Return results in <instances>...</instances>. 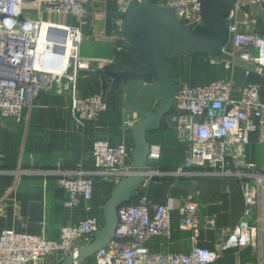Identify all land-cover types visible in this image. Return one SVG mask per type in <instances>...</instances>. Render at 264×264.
I'll list each match as a JSON object with an SVG mask.
<instances>
[{
	"label": "built area",
	"instance_id": "2783aa9c",
	"mask_svg": "<svg viewBox=\"0 0 264 264\" xmlns=\"http://www.w3.org/2000/svg\"><path fill=\"white\" fill-rule=\"evenodd\" d=\"M122 15L116 24L122 30L123 16L132 1L120 0ZM172 10L178 23L187 30L205 24L201 0H157ZM90 0H0V122L9 119L28 122L25 109L31 107L40 93L67 94L70 115L77 130L108 109V93L101 91L82 97L78 84L82 73L90 71L93 59L82 57L80 29L70 24L47 21L45 15H70L82 18ZM264 11V0H249ZM242 0L227 15L228 37L222 53L229 59L208 56L211 65L223 63L232 75L235 66L246 73L264 72V34L242 31L239 20ZM82 22V21H81ZM230 43V50L226 45ZM204 84L179 86L172 92L170 125L175 139L184 145V159L174 170L162 171L149 164L138 171L130 162L133 146L125 141L110 143L94 139L91 155L93 170L63 168L0 170V175H55L65 192L66 209L81 204L89 207L94 176L113 184L124 177L142 175L140 193L117 208L118 225L114 237L91 257L90 264H211L230 249L250 248L253 259L245 264H264V163L248 157L250 134L264 129V100L259 83L236 88L232 76ZM233 176L239 181L244 208L238 222L221 229L224 239L215 247L193 246L186 252H153L149 242L157 236L170 237L171 213L179 216L178 228L191 231V239L203 226H213V218L203 216L193 194L178 206L171 199L158 204L151 212L145 194L153 177L185 178L194 184L199 177ZM101 227L99 218L90 215L62 226L59 238L30 234L13 228L0 231V264H31L53 257L57 264L66 258L82 264L79 251Z\"/></svg>",
	"mask_w": 264,
	"mask_h": 264
},
{
	"label": "crops",
	"instance_id": "0c3cea01",
	"mask_svg": "<svg viewBox=\"0 0 264 264\" xmlns=\"http://www.w3.org/2000/svg\"><path fill=\"white\" fill-rule=\"evenodd\" d=\"M246 13L251 22L241 23V30L264 34V11L261 7L249 3V0H242L238 17L240 21L245 19ZM121 15L120 0H90L82 18L70 15L43 16L47 21L70 24L80 29L82 39L79 53L94 61L92 69L80 77L79 95L85 97L101 91L110 93L108 109L83 129L77 130L70 115L69 96L40 93L32 106L25 109L29 115L28 122L16 123L9 119L0 122V170L15 167L54 169L58 164L70 169H76L80 164L83 169L93 170L91 147L94 139L102 137L110 143L125 141L134 145L130 127L152 111L161 91L156 82L134 80L114 86L107 77L96 74V71L113 61L118 72L146 71L144 64L137 61L133 51L128 49L129 42L116 24ZM226 47L230 50V43ZM203 56L204 63L194 69L197 75L193 74L191 81L187 82L182 79L183 67H175L174 61H168L170 79L178 83L172 92L179 86L204 84L231 75L222 62L211 65L208 56ZM231 76L236 88L259 83L264 100L263 71L247 74L244 67L235 66ZM168 117L163 118L160 129L147 135L152 147L148 165L162 171L174 170L184 159V145L175 139L171 125H165ZM167 120L170 122V118ZM248 157L259 165L264 163V129L250 134ZM93 180L89 207L81 204L66 209L63 205L65 192L59 186L57 176L35 174L14 178L0 175V231L13 228L57 240L62 226L76 223L83 217L95 215L102 226L101 206L109 197L114 184L99 176H94ZM145 194L151 212L167 199L178 206L187 195L193 194L201 214L213 218V226L201 227L197 238L192 240L191 231L179 230V216L174 210L171 213L170 237H154L148 244L153 252H186L193 244L215 248L224 239L221 229L233 227L244 208L239 181L233 176H202L194 184L185 178L173 180L169 176H156L147 184ZM82 243L85 245V242ZM89 258L91 263L92 259ZM252 259L250 248L230 249L211 264H245ZM31 264L57 262L49 256Z\"/></svg>",
	"mask_w": 264,
	"mask_h": 264
},
{
	"label": "water",
	"instance_id": "95a60500",
	"mask_svg": "<svg viewBox=\"0 0 264 264\" xmlns=\"http://www.w3.org/2000/svg\"><path fill=\"white\" fill-rule=\"evenodd\" d=\"M238 0H201V15L205 24L193 30L182 27L172 10L161 6L157 0L148 3L132 1L123 16L122 34L129 42L128 49L133 51L137 61L144 64L146 71H116L113 61L96 71L114 86L134 80L156 82L160 87V97L154 109L138 123L130 127L133 138L131 163L142 172L148 167L152 151L147 135L161 128L162 120L172 108L173 95L168 58L176 55L218 56L229 59L221 48L228 37L229 21L227 15ZM110 94V93H109ZM108 94V95H109ZM142 175H131L114 184L109 197L101 206L103 224L93 234L90 242L79 251L81 261L92 257L115 235L118 225L117 208L140 193ZM61 264H72L68 257Z\"/></svg>",
	"mask_w": 264,
	"mask_h": 264
},
{
	"label": "rangeland",
	"instance_id": "374dc122",
	"mask_svg": "<svg viewBox=\"0 0 264 264\" xmlns=\"http://www.w3.org/2000/svg\"><path fill=\"white\" fill-rule=\"evenodd\" d=\"M249 22H251V21L248 19V23ZM203 60H205L203 55H196V56L177 55V56H172V57L168 58L167 62L168 61H174L175 67H176V65H178L179 68L183 67L184 72L182 73V79L187 82V81H191L193 74H196L195 73L196 71H194V69L196 67H201V64L204 63ZM189 67H190V70H188ZM198 69L200 70V68H198ZM173 70H175V69L173 68ZM199 70H198V73L200 75ZM177 84H178L177 82L174 83V81H171L172 90H173V88L177 87L176 86ZM168 118H166V120H165L166 121V123H165L166 127H168L170 125V122H168V120H167ZM149 136H151V134ZM81 262H82V264H90V258H87L86 260L81 261Z\"/></svg>",
	"mask_w": 264,
	"mask_h": 264
}]
</instances>
